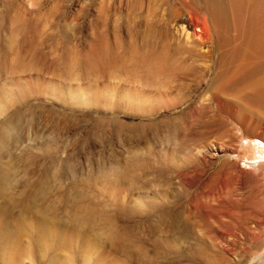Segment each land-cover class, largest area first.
<instances>
[{"label":"rangeland","instance_id":"374dc122","mask_svg":"<svg viewBox=\"0 0 264 264\" xmlns=\"http://www.w3.org/2000/svg\"><path fill=\"white\" fill-rule=\"evenodd\" d=\"M258 83L264 0H0V264H264Z\"/></svg>","mask_w":264,"mask_h":264},{"label":"bare ground","instance_id":"6f19581e","mask_svg":"<svg viewBox=\"0 0 264 264\" xmlns=\"http://www.w3.org/2000/svg\"><path fill=\"white\" fill-rule=\"evenodd\" d=\"M185 29V28H184ZM197 31V30H196ZM183 32V31H182ZM188 36V35H187ZM187 38V37H186ZM256 86L254 87L255 89V97L258 99V100H261V98L264 100V84H261V83H258V84H255ZM253 90V89H252ZM254 94V93H253ZM83 96V94H82ZM84 97V96H83ZM125 97H127L130 102L129 104H134V102H136L138 105L141 104V106H144L145 104H151L150 107L153 106V102H156L155 99L153 98H150L149 96H147V94H145L144 92H140L138 94H134L132 91L130 92H126L125 94ZM253 97V96H252ZM230 99V98H229ZM251 99V98H250ZM256 102V100H255ZM262 102V101H261ZM219 103V102H218ZM264 103V102H262ZM242 115V114H241ZM242 118V117H240ZM246 118V117H245ZM243 120V119H242ZM243 123V122H241ZM253 124V122H252ZM251 124V125H252ZM250 125V126H251ZM264 125V124H263ZM257 127V126H256ZM252 128V127H251ZM250 128V130H252ZM239 130V129H238ZM249 130V132H250ZM245 131V130H243ZM256 131V130H255ZM262 131V130H261ZM260 131V132H261ZM239 132V131H238ZM241 132V131H240ZM237 133V132H236ZM240 134V135H239ZM247 134H249L247 132ZM261 134V133H260ZM239 136L238 139H236L237 141V144H238V149H241V157H242V161L244 162V166H248V170L250 172H254V174H257L259 176H262L264 178V139H260L258 136L257 133H251L250 135H244L242 133H238L237 137ZM261 136V135H260ZM231 139V138H230ZM232 140V139H231ZM229 141V140H228ZM236 143V142H235ZM224 145V144H223ZM232 145V144H231ZM235 145V144H234ZM236 146V145H235ZM230 148V147H229ZM234 164V162H233ZM233 164L232 165V168L233 169ZM236 166V165H235ZM243 166V165H242ZM226 167V166H224ZM229 167V165H228ZM246 168V167H245ZM224 169V168H223ZM219 170V169H218ZM229 170V169H228ZM245 170V169H244ZM248 171V172H249ZM235 173L237 172H234V177H235ZM232 174V173H231ZM239 175V174H238ZM237 175V177H238ZM256 176V175H255ZM236 177V178H237ZM231 178V177H230ZM241 179V177H240ZM239 180V178H238ZM236 180V181H238ZM264 180V179H263ZM228 183V182H227ZM239 183V182H238ZM237 183V184H238ZM225 185V184H224ZM220 187V186H219ZM236 187V186H234ZM259 188V187H258ZM230 189V188H229ZM262 190V189H261ZM227 191V190H226ZM248 191V190H247ZM252 191V190H251ZM222 192V190H221ZM223 193V192H222ZM228 194V191L226 192V195ZM232 194V192H231ZM221 195V194H220ZM223 195V194H222ZM221 195V196H222ZM229 196V194H228ZM234 196V195H233ZM208 198V197H206ZM218 198V197H217ZM229 198V197H228ZM219 199V198H218ZM221 199V198H220ZM207 200V199H206ZM213 200V199H212ZM222 200V199H221ZM219 201V202H222V201ZM228 200V199H226ZM229 201V200H228ZM218 202V201H217ZM224 202V201H223ZM231 202V201H230ZM213 206V205H212ZM216 206V205H215ZM212 208V207H211ZM224 211V210H223ZM229 211V210H227ZM228 213V212H227ZM263 220V219H262ZM228 222V221H227ZM248 223V222H247ZM253 231V230H252ZM255 233V232H253ZM257 234V233H256ZM234 235V234H233ZM230 236V235H229ZM242 236V235H241ZM257 236V235H256ZM256 236L254 239H256ZM236 237V236H235ZM259 237V236H257ZM242 238V237H241ZM233 240V239H232ZM237 241V240H236ZM228 242H231V241H228ZM229 246V245H228ZM231 247V246H230ZM229 248V247H228ZM263 256V255H262ZM261 256V257H262Z\"/></svg>","mask_w":264,"mask_h":264}]
</instances>
